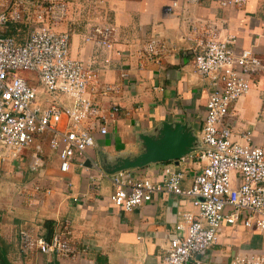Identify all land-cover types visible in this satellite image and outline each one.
<instances>
[{
  "label": "crops",
  "instance_id": "crops-1",
  "mask_svg": "<svg viewBox=\"0 0 264 264\" xmlns=\"http://www.w3.org/2000/svg\"><path fill=\"white\" fill-rule=\"evenodd\" d=\"M69 1L71 15L61 30L70 36V55L83 62L101 84L121 87L120 93L94 100L103 109L118 104L123 114L106 136L94 131L95 146L75 159L67 173L60 170L59 157L46 144L37 171L31 168L35 147L21 160L4 165L0 264H163L170 241L179 234V214L196 212V199L158 193L152 202L125 212L111 201V181L104 179L95 185L93 178L101 171L112 174L124 161L142 155L146 149L143 136L158 137L164 124H182L197 137L192 154L178 166L160 162L130 170L159 182L165 169L174 167L185 174L183 188L191 186L202 167L198 155L204 148L201 135L211 92L209 81L197 73L194 58L214 36L222 40L234 37V50L254 49L264 61V0H244L242 5L229 7H223L221 0ZM175 3L178 6L168 14L167 8ZM95 29L110 34L113 51L87 41ZM18 32L11 25L3 35L17 36L23 42L26 32ZM151 39L158 42L160 56L144 60ZM107 58L109 64L104 62ZM39 99L44 105L48 96L42 92ZM235 113L230 124L234 138L241 141L243 134L250 133L251 143L264 149V72L236 104ZM28 171L33 177H26ZM37 186L51 194L38 196L44 193L35 191ZM46 221L55 223V232L69 223L75 257L23 251L18 230L34 227L33 232H45ZM249 251L264 255V233L243 226L226 227L220 242L202 258L205 264H230L236 255Z\"/></svg>",
  "mask_w": 264,
  "mask_h": 264
},
{
  "label": "built area",
  "instance_id": "built-area-1",
  "mask_svg": "<svg viewBox=\"0 0 264 264\" xmlns=\"http://www.w3.org/2000/svg\"><path fill=\"white\" fill-rule=\"evenodd\" d=\"M243 2L221 0L223 7ZM177 6L168 7L167 13ZM70 15L69 0H0V181L4 165L21 160L32 147L31 168L37 171L45 144L59 157L60 170L69 172L73 161L95 146L94 131L106 136L123 114L118 104L103 109L94 100L120 93L121 87L101 84L83 62L71 57L70 36L61 30ZM11 25L18 33L26 32L23 42L17 36L3 35ZM87 41L104 51L114 50L110 34L101 29H95ZM233 43L234 37L222 40L213 36L194 58L195 69L209 81L211 92L201 135L204 148L198 155L202 167L188 189L183 188L185 174L174 167H167L159 182L133 170L101 171L93 178L95 185L104 179L111 181V201L125 212L152 202L158 193L196 199V212L179 214V234L170 241L163 264H205L203 255L220 242L226 227L243 226L264 233V149L251 143L250 133L241 136L242 142L236 140L230 127L236 104L264 72V61L254 49L237 52ZM157 56L160 47L151 39L142 57L155 60ZM104 62L109 64L110 59ZM122 76L127 78L126 73ZM42 92L48 96L44 105L39 101ZM35 191L44 193L38 196L51 194L38 186ZM44 234L21 229L23 251L62 258L77 255L69 223L51 241ZM230 264H264V255L239 253Z\"/></svg>",
  "mask_w": 264,
  "mask_h": 264
},
{
  "label": "water",
  "instance_id": "water-1",
  "mask_svg": "<svg viewBox=\"0 0 264 264\" xmlns=\"http://www.w3.org/2000/svg\"><path fill=\"white\" fill-rule=\"evenodd\" d=\"M142 139L145 152L133 161H124L112 174L160 162H175L178 166L181 160L192 154L197 143V137L182 124H164L158 137L143 136Z\"/></svg>",
  "mask_w": 264,
  "mask_h": 264
},
{
  "label": "trees",
  "instance_id": "trees-1",
  "mask_svg": "<svg viewBox=\"0 0 264 264\" xmlns=\"http://www.w3.org/2000/svg\"><path fill=\"white\" fill-rule=\"evenodd\" d=\"M44 228H45V238L48 241H51L54 233H55V223L53 221H46L44 224Z\"/></svg>",
  "mask_w": 264,
  "mask_h": 264
},
{
  "label": "rangeland",
  "instance_id": "rangeland-1",
  "mask_svg": "<svg viewBox=\"0 0 264 264\" xmlns=\"http://www.w3.org/2000/svg\"><path fill=\"white\" fill-rule=\"evenodd\" d=\"M82 3H83V1H82ZM18 27H20V26H18ZM16 27L14 26V29H15ZM16 30V29H15ZM22 162V161H21ZM29 173H27V172H25V174H26V177L27 178H31V177H33V175L30 173V171H28ZM25 229H27L30 233H34L33 232V229H34V227L33 228H28V227H26ZM40 229H42V228H40ZM40 232H44V229H43V231L42 230H39ZM58 232V231H57ZM45 233V232H44ZM18 240H20V229L18 230Z\"/></svg>",
  "mask_w": 264,
  "mask_h": 264
}]
</instances>
